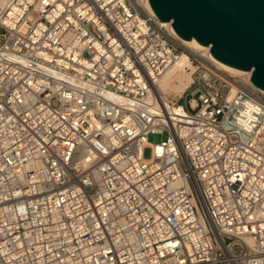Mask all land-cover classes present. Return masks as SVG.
Masks as SVG:
<instances>
[{
  "label": "built area",
  "instance_id": "1",
  "mask_svg": "<svg viewBox=\"0 0 264 264\" xmlns=\"http://www.w3.org/2000/svg\"><path fill=\"white\" fill-rule=\"evenodd\" d=\"M145 4L0 0V264H264V92Z\"/></svg>",
  "mask_w": 264,
  "mask_h": 264
},
{
  "label": "water",
  "instance_id": "2",
  "mask_svg": "<svg viewBox=\"0 0 264 264\" xmlns=\"http://www.w3.org/2000/svg\"><path fill=\"white\" fill-rule=\"evenodd\" d=\"M156 16L172 21L184 39L210 46L218 60L251 71L264 90V0H150Z\"/></svg>",
  "mask_w": 264,
  "mask_h": 264
},
{
  "label": "bare ground",
  "instance_id": "3",
  "mask_svg": "<svg viewBox=\"0 0 264 264\" xmlns=\"http://www.w3.org/2000/svg\"><path fill=\"white\" fill-rule=\"evenodd\" d=\"M145 6L150 13L156 15L155 11L153 10V8L150 4V0H146ZM170 22H172V21H170ZM172 30L184 42L185 45L191 46L197 50H203V49L209 50L210 59L214 63H216L222 70L229 72L233 75H245V74L252 73L251 71L242 70V69L230 66V65L218 60L217 58H215L211 54L210 46L200 43L195 38H193L191 40H187V39L182 38L174 29L173 23H172ZM194 70H195L194 65L191 63V60L189 59V57L185 53L179 55L178 57H176L173 60L172 65L165 70L163 75L157 80V82L155 83V85L153 87L154 95L160 96L162 99L161 106L163 108H164V106H166L168 109L173 111V114H177L178 112H182L181 108L175 107L176 109H174V107L172 105V102H174V101L168 102L167 99L162 96V94L163 93L166 94V93H169V92L175 91V90H179L180 93H182V92L184 93L185 90L191 84L192 73L194 72ZM262 91L264 92V90H262ZM177 94H179V93H177ZM152 98L154 100V96Z\"/></svg>",
  "mask_w": 264,
  "mask_h": 264
},
{
  "label": "rangeland",
  "instance_id": "4",
  "mask_svg": "<svg viewBox=\"0 0 264 264\" xmlns=\"http://www.w3.org/2000/svg\"><path fill=\"white\" fill-rule=\"evenodd\" d=\"M187 47H189L190 49L192 50H196L194 49L193 47L191 46H188L186 45ZM179 93V94H177ZM183 92L180 93L179 90H175V91H171L169 93H163L162 96L165 97L167 99L168 102H171V101H175L177 100L178 98H180V96H182ZM182 104L185 103L184 100L181 101ZM167 138V135L166 134H150L149 137H148V141L151 142V143H161L163 140H165ZM151 149L150 148H147L145 149L144 151V156L146 158H149L151 156Z\"/></svg>",
  "mask_w": 264,
  "mask_h": 264
}]
</instances>
